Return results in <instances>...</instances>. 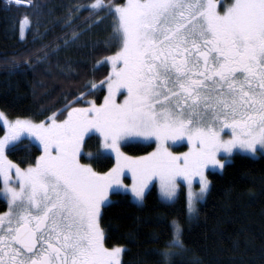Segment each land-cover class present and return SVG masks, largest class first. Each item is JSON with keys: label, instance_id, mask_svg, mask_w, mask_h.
<instances>
[{"label": "snow or ice", "instance_id": "obj_1", "mask_svg": "<svg viewBox=\"0 0 264 264\" xmlns=\"http://www.w3.org/2000/svg\"><path fill=\"white\" fill-rule=\"evenodd\" d=\"M12 5L37 8L35 0H9ZM87 7L92 15L113 18L107 43L119 45L105 58L111 71L99 84L107 86L103 103L90 99L86 107H72L69 102L57 110L67 113L63 119L53 112L40 121L8 120L0 111L7 126L0 137V174L9 204L0 213V264H122L128 249L106 246L101 226L113 203L110 193L130 191L143 201L149 182L158 177L161 195L173 200L183 178L191 217L208 192L206 169L225 165L221 153L264 152V0H93ZM18 23L23 30L38 21L26 14ZM93 131L101 134L102 145L88 156L114 155L107 171L81 163L85 137ZM25 132L43 150L22 168L8 159L6 149ZM130 138L157 147L129 156L121 144ZM184 138L191 144L187 152L170 150L169 141ZM125 170L131 185L124 183ZM196 178L198 191L192 187ZM170 229L164 246L151 250L157 264H200L188 255L179 219Z\"/></svg>", "mask_w": 264, "mask_h": 264}, {"label": "trees", "instance_id": "obj_2", "mask_svg": "<svg viewBox=\"0 0 264 264\" xmlns=\"http://www.w3.org/2000/svg\"><path fill=\"white\" fill-rule=\"evenodd\" d=\"M92 2L35 0L37 8L31 9L0 0V109L9 117L44 120L69 102L72 107H86L85 101L99 93L98 87L91 86L104 81L110 67L97 61L119 45L107 43L113 18L104 19V13L92 15L87 7ZM26 14L38 23L29 26L23 38L18 19ZM64 116L57 112V119ZM4 130L0 121V136ZM91 137L95 141H87L85 148L95 154L101 142L96 135ZM155 146L142 141L123 145L131 154H145ZM40 152L41 145L29 138L6 149L21 165L35 162ZM81 158L97 171H107L114 164L113 156ZM208 175L209 191L191 217L183 189L173 200L161 197L156 185L142 202L131 193L110 194L113 203L101 221L106 246H126L122 264H157L159 257L151 250L164 246L175 218L184 227V240L191 249L188 255L198 257L200 264H264V154L235 152L222 170H209ZM7 209L0 192V213Z\"/></svg>", "mask_w": 264, "mask_h": 264}, {"label": "rangeland", "instance_id": "obj_3", "mask_svg": "<svg viewBox=\"0 0 264 264\" xmlns=\"http://www.w3.org/2000/svg\"><path fill=\"white\" fill-rule=\"evenodd\" d=\"M125 2V1H124ZM233 2V0H220V3H222V4H231ZM221 11H223V8H221ZM107 18V15L106 14H104V19H106ZM28 27L29 26H25L24 28H23V30H21V36L24 38V37H26V34H27V30H28ZM115 52V51H114ZM114 52H112V53H110L108 56H106V57H110ZM106 57H104V58H102V59H99L98 61H97V64H102V63H106V64H108L109 65V67H110V71H111V63H110V61H108V62H105V58ZM98 87V89H99V93H97V95L96 96H92V97H90L89 99H87V100H95L96 101V103L97 104H101V103H103V98H104V96H106L107 95V86L106 85H104L103 87H99V85L97 86ZM104 91H103V90ZM121 91L124 93V95H127V92H126V90L125 89H121ZM105 92V93H104ZM122 100H123V96H121V95H117V102H122ZM87 106V105H86ZM0 111H2L1 109H0ZM4 114H5V116L7 117V119L8 120H14V119H16L17 117H9L4 111H2ZM21 118H27V117H21ZM31 119V118H30ZM32 120H34V119H32ZM34 121H36V120H34ZM1 123L3 124V126H4V133L0 136V137H3L4 135H5V133L7 132V126H6V124L3 122V121H1ZM229 133H228V129H225V132L223 133V135L225 136V138H227V135H228ZM92 135H96L98 138H99V140H100V142H101V144H100V146L102 145V136H101V134L98 132V131H93L92 133H90V136H86L85 137V144H86V142L87 141H95V139L94 138H92L91 136ZM24 138H29V139H31V140H33V141H35V142H37V143H39L40 145H41V143L39 142V140L37 139V138H35L33 135H31V134H29V133H27V132H25V133H22L21 134V136H20V138L15 142V143H17V142H19V141H22ZM132 141H142V142H150V141H147V140H145V139H143V138H130L129 140H128V142H132ZM153 141H154V138H153ZM127 142V143H128ZM155 143V142H154ZM124 144H126V143H122L121 144V149H122V151L123 152H125V153H127L129 156H133V157H138V156H143V155H146L147 153H145V154H131V153H129V152H127L125 149H124V147H123V145ZM155 148L157 147V144L155 143ZM41 147H42V145H41ZM168 147L170 148V150L171 151H173L174 153H183V152H187L188 151V149L191 147V144L187 141V139L186 138H184V139H182V140H177V141H169L168 142ZM43 150V149H42ZM153 151V150H152ZM151 151V152H152ZM235 152H242V153H246V154H249V155H253V156H258V155H260V154H264V152H258V153H256V154H253V153H251V152H247V151H244V150H239V149H234L233 150V153H231V154H227V157H226V155L225 154H223V153H221L220 155H219V159H221V160H225V163L226 162H228L229 160H230V156L231 155H233ZM41 153L42 152H40L39 154H38V157L41 155ZM88 153H93L94 154V152L92 151V150H90V149H87L86 150V148H85V145H84V147H83V149H82V153H81V156H80V160H81V163H85V164H91L90 162H87V161H84L81 157L83 156V155H85V156H88ZM148 153H150V152H148ZM6 155H7V157H8V159H10V160H12L15 164H19L15 159H13V158H10L9 156H8V154L6 153ZM113 156V158H114V163H115V157H114V155H112ZM37 157V158H38ZM36 158V159H37ZM35 162H36V160H35ZM35 162H33V163H30V164H34ZM22 168H24V167H27L28 165H21V164H19ZM92 165V164H91ZM114 165V164H113ZM93 166V165H92ZM93 168H94V166H93ZM223 168H220V167H213V166H209V168L208 169H206V176H207V178H208V180H209V188H210V178H209V175H208V171L209 170H222ZM13 176L15 175V172L13 171ZM125 176H126V178L124 179V183L125 184H128V185H131V183H132V180H131V173H130V171L129 170H125ZM0 183H1V185H0V192H1V194H2V196L7 200V202H8V198H7V196H6V194L3 192V183H2V174H0ZM178 184H179V188H178V191H177V195L179 194V192L183 189L184 191H185V193H186V197H187V192H188V187H187V183L185 182V181H183V178H178ZM153 185H156L157 186V188H158V190H159V193H160V195H161V192H160V181H159V178L158 177H153L152 178V180L149 182V185H148V187L145 189V194H146V192L153 186ZM14 186H18V185H14ZM200 183H199V179L198 178H196V179H194V181H193V185H192V187H193V189L194 190H199L200 189ZM209 188H208V191H209ZM122 192H124L123 190H122ZM127 193H131L130 191H128ZM208 193V192H207ZM206 193V194H207ZM111 194V193H110ZM206 194H205V196L203 197V199H201V200H199V201H202V200H204V198L206 197ZM131 195H132V197L136 200V198L134 197V195L131 193ZM177 195H176V197H177ZM161 197H163L162 195H161ZM175 197V198H176ZM165 200H168V199H166L165 197H163ZM174 198V199H175ZM137 201V200H136ZM199 201H197L196 202V208H197V205H198V203H199ZM138 202H142V201H138ZM8 207H9V204H8ZM8 210V209H7ZM193 216V215H192Z\"/></svg>", "mask_w": 264, "mask_h": 264}]
</instances>
